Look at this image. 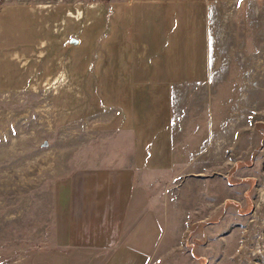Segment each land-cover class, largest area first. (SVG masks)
<instances>
[{
  "label": "rangeland",
  "instance_id": "rangeland-1",
  "mask_svg": "<svg viewBox=\"0 0 264 264\" xmlns=\"http://www.w3.org/2000/svg\"><path fill=\"white\" fill-rule=\"evenodd\" d=\"M130 3L0 0V264L60 263L72 248L55 241L57 185L128 163L116 160L131 144L110 76L145 66L130 49ZM200 6L205 75L175 87L172 159L136 178L162 227L149 264H264V0ZM88 255L67 262L94 264Z\"/></svg>",
  "mask_w": 264,
  "mask_h": 264
},
{
  "label": "crops",
  "instance_id": "crops-1",
  "mask_svg": "<svg viewBox=\"0 0 264 264\" xmlns=\"http://www.w3.org/2000/svg\"><path fill=\"white\" fill-rule=\"evenodd\" d=\"M200 1H187L182 10L167 5L138 10V1L131 0L125 20L135 40L130 49L143 55L145 66L110 76V93L123 114L118 131L129 133L131 144L129 155L119 153L116 160L128 163L80 168L57 185L55 241L72 250L58 255L61 262L56 264H69L83 253L94 264H149L154 256L162 227L155 212L145 207L147 199L136 178L142 170L164 168L172 159L175 87L197 83L205 75L207 41ZM132 60L138 62L139 56ZM47 258L43 262L31 255L27 264H55Z\"/></svg>",
  "mask_w": 264,
  "mask_h": 264
}]
</instances>
